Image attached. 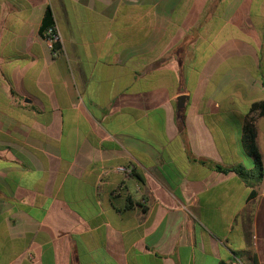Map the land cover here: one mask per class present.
Masks as SVG:
<instances>
[{"label": "crops", "instance_id": "1", "mask_svg": "<svg viewBox=\"0 0 264 264\" xmlns=\"http://www.w3.org/2000/svg\"><path fill=\"white\" fill-rule=\"evenodd\" d=\"M208 3L0 0V264H264V0Z\"/></svg>", "mask_w": 264, "mask_h": 264}, {"label": "trees", "instance_id": "2", "mask_svg": "<svg viewBox=\"0 0 264 264\" xmlns=\"http://www.w3.org/2000/svg\"><path fill=\"white\" fill-rule=\"evenodd\" d=\"M218 1L220 0H209L208 3L209 5L207 4V8L208 6L212 7L214 3ZM54 28H55V24L53 19V12L50 7H47L39 27V34L42 38L49 39L51 38V35L48 34V31L49 30L54 31ZM52 51L55 54H59L60 44L57 42L53 43ZM249 114L263 116L264 100L252 103L249 108ZM178 127L181 134L183 135L184 134L183 120L178 121ZM256 137H257V130L253 123V119L251 117L243 125L242 136H241V144L252 162V167L250 169L245 168L243 165L240 164L232 167H222L218 164H214L207 160L199 159L197 161L200 164L205 165L220 173H224V174L229 172L235 173L237 177L250 188V193L248 197L249 199H253L257 194L256 188L261 184L263 180V166L261 162V156L258 152L256 145ZM192 160H196V159L192 157ZM252 264H257L255 259L252 260Z\"/></svg>", "mask_w": 264, "mask_h": 264}, {"label": "built area", "instance_id": "3", "mask_svg": "<svg viewBox=\"0 0 264 264\" xmlns=\"http://www.w3.org/2000/svg\"><path fill=\"white\" fill-rule=\"evenodd\" d=\"M48 34L51 35V38L45 39V40L47 41V43L49 44L51 49H52L53 43L57 42V43L61 44L62 38L58 34V32L56 31L55 28H54V31L49 30ZM116 171L120 172L121 174H123L125 176H128L129 174H131L132 168L131 167L119 166V167L116 168Z\"/></svg>", "mask_w": 264, "mask_h": 264}, {"label": "water", "instance_id": "4", "mask_svg": "<svg viewBox=\"0 0 264 264\" xmlns=\"http://www.w3.org/2000/svg\"><path fill=\"white\" fill-rule=\"evenodd\" d=\"M181 101V99H179Z\"/></svg>", "mask_w": 264, "mask_h": 264}]
</instances>
